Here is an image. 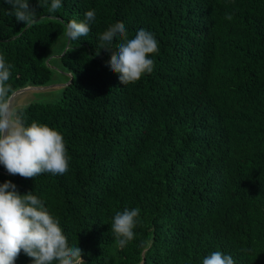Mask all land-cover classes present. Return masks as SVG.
<instances>
[{"label":"trees","instance_id":"1","mask_svg":"<svg viewBox=\"0 0 264 264\" xmlns=\"http://www.w3.org/2000/svg\"><path fill=\"white\" fill-rule=\"evenodd\" d=\"M28 3L37 23L25 28L0 0V55L13 91L72 75L55 101L18 108L63 136L69 168L0 184L41 199L84 264H202L214 251L264 264V0ZM89 10V35L69 41L66 24ZM117 22L158 42L153 71L125 86L107 63L121 40L99 41ZM125 208L140 213L120 248L111 224Z\"/></svg>","mask_w":264,"mask_h":264},{"label":"clouds","instance_id":"2","mask_svg":"<svg viewBox=\"0 0 264 264\" xmlns=\"http://www.w3.org/2000/svg\"><path fill=\"white\" fill-rule=\"evenodd\" d=\"M4 2L10 6L8 14L22 22L25 28L37 23V14L29 7L28 0ZM61 6V0H51L48 12L55 13ZM94 20L95 11L89 10L84 13L83 21H69L65 26L66 37L76 41L88 36L89 25ZM117 38L121 42L107 63L110 70L118 74L122 85L134 84L153 71L154 60L150 57L158 52V42L144 29L129 39L124 24L117 22L99 35L100 48L110 51L109 46ZM12 67L0 55V165L9 175L25 179L44 173L63 175L68 171L70 160L63 136L44 124L25 125L21 111L13 103V90L8 84ZM139 213L138 208H125L115 213L111 232L120 248L134 239ZM21 252L31 258L32 264H84L81 250L69 245L59 221L43 201L32 192L19 194L16 185L5 181L0 184V264H14ZM202 264H235V261L231 255L214 251L203 259Z\"/></svg>","mask_w":264,"mask_h":264},{"label":"water","instance_id":"3","mask_svg":"<svg viewBox=\"0 0 264 264\" xmlns=\"http://www.w3.org/2000/svg\"><path fill=\"white\" fill-rule=\"evenodd\" d=\"M69 41H67L66 48L64 49L62 55L68 48ZM57 72L65 75L68 80L62 83H53L49 85H29L20 89L13 91V103L16 104L18 108L27 107L33 103L35 96L40 97L41 94L51 92V91H61L66 86L72 82V75L67 72H61L59 69H55ZM0 174L9 176L3 165H0Z\"/></svg>","mask_w":264,"mask_h":264},{"label":"rangeland","instance_id":"4","mask_svg":"<svg viewBox=\"0 0 264 264\" xmlns=\"http://www.w3.org/2000/svg\"><path fill=\"white\" fill-rule=\"evenodd\" d=\"M61 43V41L56 42V44L52 47V52L53 51H57L58 50V45ZM56 75H54L55 77ZM63 79V77H61ZM64 80V79H63ZM56 83H61V82H56ZM60 91H51V92H47L44 94H41L40 97L35 96L37 98H34L33 103H37V102H51V101H55L58 97L61 96Z\"/></svg>","mask_w":264,"mask_h":264}]
</instances>
